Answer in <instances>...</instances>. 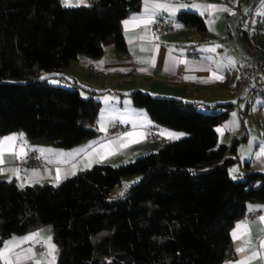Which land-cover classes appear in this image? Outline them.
Here are the masks:
<instances>
[{
    "label": "trees",
    "instance_id": "trees-1",
    "mask_svg": "<svg viewBox=\"0 0 264 264\" xmlns=\"http://www.w3.org/2000/svg\"><path fill=\"white\" fill-rule=\"evenodd\" d=\"M140 7L141 0L73 7L61 0H0V136L22 130L61 147L95 136L94 91L84 96L62 71L81 55L101 57L108 39L127 57L123 20ZM178 20L208 33L199 14L184 11ZM132 98L154 122L186 135L59 185L0 180V246L13 234L50 224L57 264H223L232 228L247 218L250 203L264 202V172L235 180L230 169L239 162V140L220 142L218 126L235 104L200 105L141 91Z\"/></svg>",
    "mask_w": 264,
    "mask_h": 264
},
{
    "label": "crops",
    "instance_id": "crops-1",
    "mask_svg": "<svg viewBox=\"0 0 264 264\" xmlns=\"http://www.w3.org/2000/svg\"><path fill=\"white\" fill-rule=\"evenodd\" d=\"M61 1L72 7L92 3ZM184 11L203 17L208 26L206 36L178 20ZM160 16L178 26L179 32L159 37L152 23ZM123 33L127 57H119L115 41L108 39L101 57L81 55L62 71L77 82L84 96L94 91L100 112L91 127L97 134L71 147L32 139L22 130L1 135L0 180H14L20 187L59 185L97 164L119 166L186 135L157 124L145 108L135 106V91L200 105L234 103L228 120L218 126L220 142L230 146L239 140V162L234 165H239V176L248 171L264 172V96L249 105V89H238L242 65L258 64V56L249 53L247 46L264 50V0L257 5L256 0H141L140 9L123 20ZM50 81L71 87L61 78ZM243 99L245 105L241 106ZM110 121L130 128L105 137ZM152 126L158 127L157 140L146 138ZM29 151L37 152L39 158L25 160ZM53 233V226L46 224L9 236L0 246V261L57 264L59 247ZM231 237L223 264H264V202L249 204L247 218L235 224ZM40 241L44 242L43 251L36 248Z\"/></svg>",
    "mask_w": 264,
    "mask_h": 264
},
{
    "label": "built area",
    "instance_id": "built-area-1",
    "mask_svg": "<svg viewBox=\"0 0 264 264\" xmlns=\"http://www.w3.org/2000/svg\"><path fill=\"white\" fill-rule=\"evenodd\" d=\"M261 0H256V5ZM189 28H195L193 26H189ZM152 29L159 36L162 37L168 33H177L179 32L178 26H176L173 22L169 21L165 17H157L155 21L152 23ZM249 53L255 54L258 56V64L256 66L244 64L241 67V78L238 84V89L241 91L244 88H248L249 92L247 94V102L249 105L254 104L258 99L264 96V52L260 48L249 44L247 46ZM130 128V125L120 124L116 121H110L107 124V129L104 132L105 137H113L126 131ZM158 127L152 126L146 132V138L149 140H157L160 138ZM39 155L37 152L29 151L25 160L32 161L38 159ZM260 212L256 213L257 215ZM38 251L44 250V242L40 241L36 246ZM0 264H3L0 261Z\"/></svg>",
    "mask_w": 264,
    "mask_h": 264
},
{
    "label": "rangeland",
    "instance_id": "rangeland-1",
    "mask_svg": "<svg viewBox=\"0 0 264 264\" xmlns=\"http://www.w3.org/2000/svg\"><path fill=\"white\" fill-rule=\"evenodd\" d=\"M261 49V48H260ZM262 50V49H261ZM263 52H264V50H263ZM46 74V73H45ZM245 99H243L242 101H241V106H244L245 105ZM236 109H237V107H236ZM237 169H239V165H236V166H232V168L230 169V173H231V176L233 177V178H235V180H239L238 178H239V175H238V172H237Z\"/></svg>",
    "mask_w": 264,
    "mask_h": 264
}]
</instances>
